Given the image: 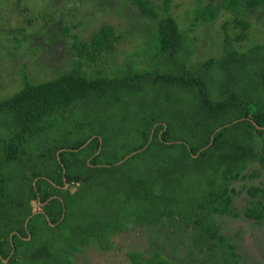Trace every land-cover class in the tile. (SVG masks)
I'll return each instance as SVG.
<instances>
[{
    "label": "rangeland",
    "instance_id": "374dc122",
    "mask_svg": "<svg viewBox=\"0 0 264 264\" xmlns=\"http://www.w3.org/2000/svg\"><path fill=\"white\" fill-rule=\"evenodd\" d=\"M92 1V3L88 1L85 3L83 0L80 1L81 3H78V0L73 1L74 5L78 6L73 12L71 8H74V5L70 0H0V102L12 97L26 83L55 79L75 65L70 49L63 45V39L59 38L60 26L62 29L71 26V18L74 22L81 20L82 26L79 29L72 27L68 32L62 33L66 41L77 36V33H84L85 28V33L94 32L102 24L111 25L116 34L118 32L121 36L111 54L102 57L101 61L86 69L91 72L86 73L89 77L93 78L99 74L101 77L109 78L108 85L50 114L45 120L47 129L42 133L43 147L37 146L34 140H29L30 142L27 143V153L32 158H26L31 161L23 172L10 169L15 168L13 164L8 166L10 186H17L21 182L19 177L31 174L34 170L35 172L42 170L39 155L46 147L58 143L60 148L66 150L74 147L79 141L86 140L83 148L95 138H98L100 145L95 153V156L99 155L96 165L108 167L103 170L104 172L113 169L112 173L117 179L118 177L122 179L123 174H126L130 182L137 179V176H148L145 175V171H152L153 161L158 160L152 161L149 155L156 145L152 138L157 137L156 139L159 140L161 136V131L155 133L158 124L154 123L151 128L150 121L157 120L156 122L167 124L170 122L167 112L177 111V114H181L178 103L181 101L176 100L175 95L177 92L174 89L167 91L157 82L148 84L146 79L141 81L134 79L132 85L121 90L114 89L113 85L120 80V72L122 74L146 72L155 75L174 72L179 66L173 67L172 63L164 64L162 58L157 59V53L154 52L156 37L151 25L153 22L142 17L136 6H127L129 16L127 12L116 15L114 7L123 6L118 5V0H103L105 3L102 1V6L108 8L107 13L101 11L100 6L97 8L100 5L97 0ZM152 1L157 6H161L163 2V0ZM196 1L172 0L170 13L177 20L181 33L187 36L185 39L188 40L189 49L193 52L189 63L195 65L210 58L215 59L217 63L216 59H219L224 52L225 36L233 37L236 34V31H231L230 28L225 33L221 26L235 12L221 8L212 23L204 24L199 30H189V24L192 23L190 20L193 18L194 10L197 9ZM227 1L201 0L200 4L212 3V6L221 7L222 3ZM242 18H248L246 20L251 24L245 41L240 46L235 44L237 51L248 50L255 45L264 47L262 9L251 8ZM193 37L195 39L191 40ZM208 73V91L212 99H218V92L224 87V75L217 65H212ZM255 81L259 83V87L248 90L247 93L253 102H260L259 105L262 107L264 83L259 79ZM247 83L248 78L242 79L243 86L246 87ZM248 94L245 95L248 97ZM166 96L168 98L172 96L168 108L167 103L162 100ZM188 101L187 98L183 103ZM191 107L193 104L189 108ZM187 115L193 119L190 113ZM175 126H177L175 139H180V143L188 145L187 139H192L194 136L196 140L198 139L199 135H196L195 131L194 134L187 133L181 123ZM5 127H0V138L7 137L8 129L6 130ZM255 139L257 140L258 136ZM254 142L256 146L257 142ZM140 147L142 148L139 149ZM255 149L260 151V144ZM90 152L89 149L78 150L74 157L70 158L72 167L69 166V169L80 175L89 171L83 163L87 160L85 163L87 165L92 159L89 157ZM164 160L161 159V162ZM253 170L257 171V176L232 182L231 186L236 192L232 195L231 209L237 217L215 215L209 211H202L199 214L215 225L218 234L225 238L224 242L208 240L195 224L196 215L190 213L153 220L142 228L134 227L132 230L118 232L109 236L112 247L103 249L104 239L102 242L96 241L92 234L99 233L98 230H88L90 237L87 239L81 228L88 227V224L90 227L95 226L94 222L100 215L112 216L111 214L115 212L114 206H118L125 198L123 196L117 200L119 190V196H122L126 192L123 186L130 188L131 184L121 182L123 184L121 186L117 179H113L114 183L111 184L105 182L91 184L88 181L89 187L81 190L75 201L66 200L67 211L73 215L64 218L63 214L55 224L45 222L43 217L34 218L30 223L32 233L22 242L18 243L16 240V245L18 243L19 252L34 255L35 260L32 259L31 262L22 260L18 264H130L128 252L144 251L148 248L153 253L162 251L166 256L164 257L173 264H233L234 261V264H264V223H258L243 215L244 208L251 201L245 187L264 185V170L257 162L252 163L243 174L248 175ZM99 172L101 173L102 170ZM70 186L76 189L78 184H67L63 188ZM150 186L151 189L146 187L150 190L151 196L161 192V187L157 186V183ZM181 188L178 190L181 191ZM136 200L138 204L144 202V199ZM114 202L116 203L113 204ZM33 207L35 208V203ZM55 208L56 206L53 207ZM18 217L19 215H13L10 221ZM100 223L102 222L99 221L98 224ZM9 225L13 228L17 226L14 221ZM4 234L5 232L1 236ZM81 234L84 237H80ZM12 235L13 233L9 236ZM229 245H234L235 256H229ZM45 253L50 257L44 256Z\"/></svg>",
    "mask_w": 264,
    "mask_h": 264
},
{
    "label": "trees",
    "instance_id": "16d2710c",
    "mask_svg": "<svg viewBox=\"0 0 264 264\" xmlns=\"http://www.w3.org/2000/svg\"><path fill=\"white\" fill-rule=\"evenodd\" d=\"M70 1L71 4H75L73 3L75 0ZM78 1L81 3V0ZM102 1L97 0L100 4L97 8L100 6L99 9L107 13L108 8L102 6ZM171 1L163 0L161 6H157L152 0H118V5H123L122 8L113 9L116 15H120L124 12L128 13V5L136 6L142 17L153 22L151 25L156 37L154 52L157 53V59L162 58L164 64L172 63L173 67L179 66L174 72L155 75L146 72L122 74L119 71L120 80L113 85L114 89L121 90L132 85L134 79L138 81L146 79L148 84L157 82L167 91L174 89L177 92L176 100L181 101H178L181 114H177V111L167 112L166 115L170 118L167 124L156 122L157 120L150 121L151 128L154 123L158 124L155 133L161 131V136L159 140L156 139L157 137L152 138L154 144L159 146L155 145V149L149 155L152 161L158 160L153 161L152 171H145V175L148 176H137V179L130 182L126 174H123L122 179L119 177L117 179L112 173L113 169L104 172L103 170L108 167L96 165L99 155L95 156V153L100 145L98 138H95L83 148L86 140L79 141L74 147L66 150L60 148L58 143L46 147L39 155L42 170L40 172L34 170L31 174L18 176L21 182L15 187L9 185L8 166L13 164L15 168L10 169L23 172L31 161L26 160L32 158L27 153L26 146L29 140H34L37 146L43 147L42 133L47 129L45 120L50 114L108 85L109 78L101 77L99 74L93 78L89 77L86 73L91 72L86 69L111 54L115 44L120 41V34L118 32L116 34L111 25L102 24L91 33H85V28L84 33H77V36L66 41L62 33L68 32L72 27L79 29L82 26L81 20L74 22L71 18V26L63 29L60 26L59 38H62L63 45L70 49L75 65L55 79L26 83L12 97L0 102V127L6 126V130L8 129L7 137L0 138V236L5 232L0 237V264H18L22 260L25 262L35 260L34 255L24 254L18 249V243L32 233L30 223L37 216L43 217L45 222L55 224L63 214L64 218L73 215L67 211L66 200L75 201L79 192L89 187L88 181L91 184H100V182L111 184L117 179L120 184L121 182L131 184L130 188L121 184L126 192L119 196V190L117 200L123 196L125 198L118 206H114L115 212L111 214L112 216L100 215L94 222L95 226L90 227L88 224V227L81 228L87 239L90 237L88 230H98L99 233L92 234L96 241L102 242L104 239L103 249L112 247L109 236L118 232L132 230L134 227L142 228L153 220L190 213L196 215L195 224L208 240L224 242L225 238L218 234L215 225L199 214L202 211H209L215 215L237 217L231 209L232 195L236 192L231 186L232 182L257 176L255 170L248 175L243 174L254 162L264 170V106L261 107L260 102H253L247 93L248 90L259 87V83L255 80L259 79L264 83V47L255 45L248 50L238 49V51L235 48L247 38L251 24L246 20L248 18L244 19L242 16L248 14L251 8H259L264 12V0H228L222 3L221 7L212 6V3L201 5V0H197L195 3L197 9L194 10L193 18L190 20L192 23L189 24V30H199L204 24L212 23L218 10L223 8V10H233L235 13L224 22L221 29L226 33L230 28L231 31H236V34L234 33L233 37L225 36L224 52L219 59H216L217 63L215 59L210 58L195 65L189 63L193 52L189 49L186 35L181 33L177 20L170 13ZM76 8L78 9V6L74 5L71 9L74 12ZM129 15L130 13L127 16ZM193 39L195 37L191 40ZM212 65L219 67L225 79L223 90L218 92V99H212L208 91V71ZM244 78H248L246 87L242 85ZM245 94H248V97ZM171 98L172 96L170 98L166 96L162 99L167 103V108L168 103L172 102ZM187 98L189 101L183 103ZM192 104L193 107L189 108ZM189 113L193 119L187 115ZM179 123L185 126L187 133L194 134L195 131V134L199 135L198 139L196 140L195 136L192 139L188 138V145L180 143V139H175L177 131L175 124ZM256 136H258L257 140ZM254 141L257 145L260 144V151H256L257 145L254 146ZM87 149L91 151L89 157L92 159L87 165L85 164L87 160L84 161L83 165L89 171L80 175L69 169L72 160L70 158H73L78 150L87 151ZM160 158L165 160L161 162ZM163 162L165 163L159 166ZM71 183L78 184L76 189L71 186L63 188ZM156 183L161 187V192L151 196L148 188L151 189L150 185ZM180 187H182L181 191L178 190ZM245 189L251 201L244 208L243 215L263 224L264 185L249 186ZM138 198L144 199V202L138 204L136 200ZM55 206L56 208L53 209ZM15 214L19 217L13 219L17 225L13 228L9 224L13 222L10 219L13 215L16 216ZM26 220L28 221L24 225ZM99 221L102 223L98 224ZM11 233L13 235L10 237ZM16 240H18L17 245ZM96 245L100 246L98 243ZM228 248L229 256H235L234 245H229ZM154 252L149 248L144 251L133 250L127 253V257L130 264H173L165 258L162 251ZM45 255L50 257L49 254L45 253Z\"/></svg>",
    "mask_w": 264,
    "mask_h": 264
}]
</instances>
